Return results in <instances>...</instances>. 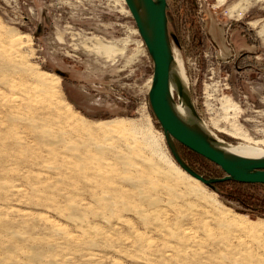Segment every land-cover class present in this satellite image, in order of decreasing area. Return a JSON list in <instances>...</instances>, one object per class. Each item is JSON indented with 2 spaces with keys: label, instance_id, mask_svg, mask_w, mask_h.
Returning <instances> with one entry per match:
<instances>
[{
  "label": "rangeland",
  "instance_id": "rangeland-1",
  "mask_svg": "<svg viewBox=\"0 0 264 264\" xmlns=\"http://www.w3.org/2000/svg\"><path fill=\"white\" fill-rule=\"evenodd\" d=\"M166 4L203 128L264 150V0ZM152 76L123 0H0V264H264V217L173 159Z\"/></svg>",
  "mask_w": 264,
  "mask_h": 264
},
{
  "label": "water",
  "instance_id": "water-1",
  "mask_svg": "<svg viewBox=\"0 0 264 264\" xmlns=\"http://www.w3.org/2000/svg\"><path fill=\"white\" fill-rule=\"evenodd\" d=\"M138 35L153 65L148 91L150 109L160 126L166 145L180 169L190 178L215 191L214 184L231 181L238 184L264 185V157L241 158L227 150L226 144L202 133L201 121L176 71L172 44L176 36L168 30L166 0H123ZM191 117L182 119L176 111V101ZM176 143L217 166L224 174L220 179H205L192 170L180 157Z\"/></svg>",
  "mask_w": 264,
  "mask_h": 264
},
{
  "label": "trees",
  "instance_id": "trees-1",
  "mask_svg": "<svg viewBox=\"0 0 264 264\" xmlns=\"http://www.w3.org/2000/svg\"><path fill=\"white\" fill-rule=\"evenodd\" d=\"M151 116L152 118L154 117L152 111H151ZM215 179H220V178H215ZM213 186L215 188V191L223 199L235 202L243 210L251 214H254L258 217H264V198H258L254 196V194H248V190L250 191L251 190H263L264 185L238 184V183H234L231 181H226V182L214 184ZM225 187H230V191L224 192L223 188Z\"/></svg>",
  "mask_w": 264,
  "mask_h": 264
},
{
  "label": "bare ground",
  "instance_id": "bare-ground-1",
  "mask_svg": "<svg viewBox=\"0 0 264 264\" xmlns=\"http://www.w3.org/2000/svg\"><path fill=\"white\" fill-rule=\"evenodd\" d=\"M180 68H176V71H177V74L179 75V78L181 79V81L183 82V84L185 85V81H184V77L182 75V72L179 70ZM172 94H173V97L175 99V94H174V91L172 90ZM176 101V100H175ZM176 111L177 113L182 117V119L186 120V121H190L191 117L189 115V112L188 110L182 106V105H179L178 103H176ZM110 123L108 122H100L97 124V126L99 128L101 127H106V126H109ZM200 129L202 131V133L204 134H208V135H211L208 131H206L203 126L201 125L200 126ZM236 138L238 139H241L245 142V144H238L236 146H227V150L238 156V157H241V158H249V159H257V158H262L264 157V150L257 147L256 145H250L248 139H246L244 136H235ZM256 144H259L260 146H264V140L256 143ZM188 176V175H187ZM189 177V176H188ZM194 182H197L196 180L192 179Z\"/></svg>",
  "mask_w": 264,
  "mask_h": 264
}]
</instances>
